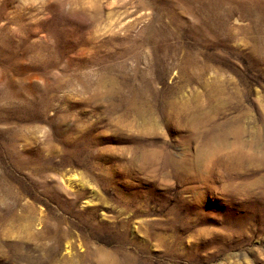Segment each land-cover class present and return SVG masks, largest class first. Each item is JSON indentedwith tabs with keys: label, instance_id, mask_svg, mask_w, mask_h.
I'll use <instances>...</instances> for the list:
<instances>
[{
	"label": "rangeland",
	"instance_id": "rangeland-1",
	"mask_svg": "<svg viewBox=\"0 0 264 264\" xmlns=\"http://www.w3.org/2000/svg\"><path fill=\"white\" fill-rule=\"evenodd\" d=\"M259 11L0 0V264H264Z\"/></svg>",
	"mask_w": 264,
	"mask_h": 264
},
{
	"label": "bare ground",
	"instance_id": "bare-ground-1",
	"mask_svg": "<svg viewBox=\"0 0 264 264\" xmlns=\"http://www.w3.org/2000/svg\"><path fill=\"white\" fill-rule=\"evenodd\" d=\"M250 0H248V2H249ZM255 1V0H254ZM253 2V1H252ZM257 2V1H256ZM259 2H261V1H259ZM253 4V3H252ZM245 5V4H244ZM259 5H261V4H259ZM243 6V5H242ZM246 6V5H245ZM245 6H243V7H245ZM258 6V5H257ZM263 6V5H262ZM261 6V7H262ZM263 8V7H262ZM253 9V8H252ZM262 13V15H263V17H264V12L262 11V12H260L259 11V14H256V18H258V16L260 15Z\"/></svg>",
	"mask_w": 264,
	"mask_h": 264
}]
</instances>
